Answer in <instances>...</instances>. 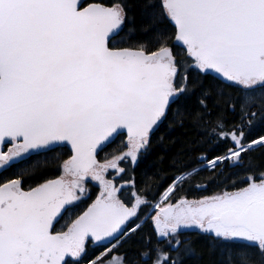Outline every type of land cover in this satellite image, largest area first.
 <instances>
[{"label":"snow or ice","instance_id":"snow-or-ice-1","mask_svg":"<svg viewBox=\"0 0 264 264\" xmlns=\"http://www.w3.org/2000/svg\"><path fill=\"white\" fill-rule=\"evenodd\" d=\"M0 264H264V0H0Z\"/></svg>","mask_w":264,"mask_h":264},{"label":"flooded vegetation","instance_id":"flooded-vegetation-1","mask_svg":"<svg viewBox=\"0 0 264 264\" xmlns=\"http://www.w3.org/2000/svg\"><path fill=\"white\" fill-rule=\"evenodd\" d=\"M3 175H7V173H4ZM212 173L210 172H203L201 173V177L203 178V181L207 183L211 179ZM91 189L90 196L84 200V202L80 205L81 208L86 207L88 203H91L93 199H95V195L98 192V188H94L91 185L89 186ZM217 190L216 182H212L208 184V191L207 192H199L196 191L194 188L187 190L189 198H198L201 195L209 194L213 191ZM189 237H196L195 233L189 232L186 234Z\"/></svg>","mask_w":264,"mask_h":264},{"label":"trees","instance_id":"trees-1","mask_svg":"<svg viewBox=\"0 0 264 264\" xmlns=\"http://www.w3.org/2000/svg\"><path fill=\"white\" fill-rule=\"evenodd\" d=\"M261 131V129H257L256 132L254 133L257 134ZM119 144V139H117V141L111 145H109L106 149H105V152H102L101 153V156H104L107 152H111L117 145ZM159 151V150H157ZM137 178L139 179V171L137 172ZM194 241H195V244L197 246V248H203L204 247V244H203V241L201 239H196V237H191Z\"/></svg>","mask_w":264,"mask_h":264}]
</instances>
